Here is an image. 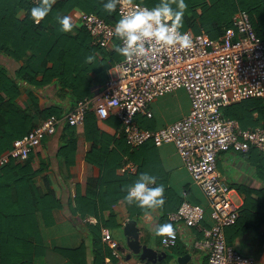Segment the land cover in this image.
I'll return each mask as SVG.
<instances>
[{"label": "built area", "instance_id": "built-area-1", "mask_svg": "<svg viewBox=\"0 0 264 264\" xmlns=\"http://www.w3.org/2000/svg\"><path fill=\"white\" fill-rule=\"evenodd\" d=\"M136 4L139 3L121 0L117 5L119 17ZM79 21L95 47L106 49L116 39L112 34L115 25L94 13H81ZM186 32L193 41L190 49L154 48L146 57H123L112 67L99 95L80 101L61 118L46 119L16 140L0 157V170L10 158L28 160L44 138L55 135L61 125L83 126L91 110L102 121L117 116L131 148L148 142L157 146L172 144L176 148L210 210L212 226L202 228L203 237L192 244L193 249L207 256V264H259L254 256L227 243L226 230L236 224L241 206L234 201V190L218 171V157L231 150L247 153L258 149L264 154V127L243 129L237 120L223 114V109L234 103L264 98V39L257 35L248 12L242 10L234 16L233 26L216 40L204 29L198 34ZM179 89L185 90L190 99L188 115L157 130L139 127L135 121L138 114L151 118V103ZM136 170L134 164L128 163L121 172ZM183 196L181 206L169 214V221L201 228L206 209L192 203L186 192ZM178 240V230L174 228V236L167 242L162 238L161 246L173 248ZM109 246L117 255L118 243L110 242Z\"/></svg>", "mask_w": 264, "mask_h": 264}, {"label": "trees", "instance_id": "trees-1", "mask_svg": "<svg viewBox=\"0 0 264 264\" xmlns=\"http://www.w3.org/2000/svg\"><path fill=\"white\" fill-rule=\"evenodd\" d=\"M132 1L147 7H152L159 2V0ZM104 2L105 0L52 2L48 16L39 24H35L29 14L30 8L35 4L34 0H0V54L22 62L17 78L24 83L41 88L51 84L54 79H59L58 85L63 95L67 97L66 88L73 89L71 96L78 100L75 101L78 104L88 95L75 91V84L65 81V76L69 77L71 74L68 65L72 55H78L82 47V42L77 39L90 38V36L82 26L78 28L74 25L69 33L60 31L56 18L63 15L72 16L75 12L94 13L107 23L115 25L120 18L117 9L112 13L106 12L103 9ZM170 2L175 7L176 0H170ZM185 3L187 8L182 32L189 31L198 34L204 29L213 40H216L224 34L227 28L233 26L234 16L242 10L248 12L257 35L264 39V0H185ZM21 12H25L23 18L19 17ZM73 32L77 34L73 35ZM113 52L114 54L108 59H111V63L115 65L123 57L115 50ZM77 61L75 58L73 64L76 65ZM47 62L52 64L51 68H47ZM0 90L7 93V100L0 96V121L6 123L5 130L8 132L6 136L0 138V157L13 147L16 140L22 139L46 119L52 116L58 118L64 116V108L57 104L44 110H38V116L41 119L39 124L34 122V118L30 117L26 110L15 111L19 90L16 82L9 79L7 71L3 68H0ZM32 102L37 104L39 101L33 98ZM223 114L225 118L237 120L243 129L264 127V98L234 103L223 109ZM95 117H97L96 113L89 111L85 124L90 118ZM135 121L142 129L157 130L154 117L149 118L138 114ZM66 126L75 128L68 124ZM106 138L108 142L103 139L100 146L97 145L99 141L92 138L96 146L88 152L87 159L91 162L94 159L103 172L101 178L98 179L99 189L88 193V198L95 197L96 202L92 206L90 203L86 205L78 203L74 209V213L78 212L84 218L88 216L101 218V214L107 210L111 211V207L120 199L125 201L127 187L136 180L140 173L147 172V162L145 163L146 160L142 159V153H151L159 147L153 142H148L140 148H131L126 142L122 128L118 138ZM75 150L74 143L64 142L59 149V155L66 157L67 153H75ZM228 152L237 154L242 159L241 162L252 164L262 183L258 188L244 187L241 189L245 195V201L240 209V217L236 224L226 230L227 243L235 248V242L245 233L264 229V154L258 149H251L247 153L233 150ZM117 153H120V158L116 161L121 159L123 154L130 162L137 165V170L134 173L117 174L115 171L118 165L115 166L114 171L111 158ZM30 158L31 154L26 161L10 158L9 163L0 170V264H38L46 249V229H51L57 224L55 213L61 209V205L56 200L53 190L45 192L36 184L35 179L44 171L45 166L34 169ZM159 178L157 177V184ZM46 182L50 183L48 178ZM91 186L95 187L94 182ZM182 202L183 199H177V205L169 210V213L167 211L162 213L161 218L169 221V214L175 212ZM194 204L202 205L206 209V217L201 226L210 228L213 222L207 204L203 205L200 201H195ZM126 206L132 220H139L145 215L143 210L134 205L126 203ZM113 217V215L110 216L111 219ZM105 224L104 227L110 226L109 223ZM92 229L93 237H97L101 231L100 226H93ZM159 240L161 242L162 237H159ZM177 245L167 250H175ZM260 248L264 249L263 235L260 236ZM146 264H168V262L166 260L157 263L146 261Z\"/></svg>", "mask_w": 264, "mask_h": 264}, {"label": "crops", "instance_id": "crops-1", "mask_svg": "<svg viewBox=\"0 0 264 264\" xmlns=\"http://www.w3.org/2000/svg\"><path fill=\"white\" fill-rule=\"evenodd\" d=\"M80 14L75 12L71 16L74 25L78 28L81 26ZM24 16L25 12H21L19 15L21 18ZM76 34L77 32H73V35ZM77 40L82 42V47L78 55H72L68 65L71 74L69 77L65 76V81L74 83L75 91L87 94L88 96L84 97L86 99L99 95L110 72H113L114 65L108 57L111 58V55L114 54V46L118 44V40L116 38L106 49L95 47L89 37ZM88 56H93L94 59L86 61ZM75 58L78 60L76 65L73 64ZM46 66L51 68L52 64L47 62ZM21 67L22 62H17L8 55L0 54V68L7 71V76L16 82V87L19 90L15 111L26 110L27 114L34 118V122L39 124L41 122L38 116L39 109L44 110L55 104L61 105L65 110V116L75 108L77 105L75 101L78 100L71 96L74 92L73 89L66 88L67 97H65L58 85L59 79H54L51 84L41 88L24 83L17 78ZM39 79L41 80L42 77L40 76ZM0 96L7 100V93L3 90H0ZM33 98H37L39 102L35 104L32 102ZM190 108L191 103L187 93L185 90L179 89L174 93L159 97L151 103V118L154 117L156 129H160L188 115ZM91 111L94 112V110ZM5 125L6 123L0 121V138L8 133L5 130ZM120 130L121 124L117 116H111L106 121H102L98 117L90 118L87 124L75 128H69L63 124L55 135L45 137L41 145L31 153L30 160L34 169L45 166L44 171L36 177V184L45 192L53 190L56 200L61 205V209L55 213L57 224L51 229H46V249L38 264H146V261H141L135 255L128 259L129 251L122 253L116 249L117 255H115L114 250L109 246L110 242H116L118 245L126 242L124 227L132 219L125 201L120 199L111 207V211H104L101 218L94 216L84 218L82 214L74 213L78 203L83 205L90 203L92 206L97 200L95 197L88 198L89 192L99 189L98 179L101 178L103 172L94 159L92 162L87 159L88 152L96 146L92 138L99 141L97 145L100 146L101 140L105 139L104 141L108 142L106 137L118 138ZM64 142L74 143L76 145L75 153H67L66 157L60 156L59 149ZM119 156L120 153H117L111 157L113 160L112 169L115 171V166L118 165L115 172L121 175L124 164L134 163L130 162L123 154L122 158L116 161L120 158ZM141 157L146 160L145 163L147 162V172L160 177L158 184L164 185L165 188L164 206L136 220L141 232L142 243L161 253L166 252L167 257L162 261L166 260L168 264H179L177 258L184 255L192 256L190 264H207V256L192 248L193 241L203 237V227L175 225L161 218L162 213L165 211L169 213V210L177 205V199H183L185 192L191 202L200 201L203 205L207 204L202 192L185 168L176 148L172 144H165L151 153H142ZM241 161L242 159L234 152L222 153L218 157V167L223 164L228 169V176L225 177L219 173L234 190L233 195H236L239 200V203H236L242 207L245 195L239 187L241 189L244 187L258 188L262 183L256 175V168L250 163ZM135 166L137 167V165ZM46 178L49 179V184H47ZM92 182L95 187L91 186ZM235 185H238L239 192L237 188H234ZM112 215L114 216L113 220L110 218ZM90 218L94 221H89ZM165 222L172 224L173 228L178 230L179 243L175 250L164 249L159 237L155 235V226ZM105 223H109L110 226L104 227ZM97 225L100 226L101 231L97 237H93L92 228ZM262 235L264 236L263 228L258 232L249 231L237 239L234 246L241 253L254 257L258 251L257 253L260 254L258 262L264 264V249L260 248V236Z\"/></svg>", "mask_w": 264, "mask_h": 264}, {"label": "clouds", "instance_id": "clouds-1", "mask_svg": "<svg viewBox=\"0 0 264 264\" xmlns=\"http://www.w3.org/2000/svg\"><path fill=\"white\" fill-rule=\"evenodd\" d=\"M54 0H37L30 8V17L35 24H39L52 8ZM121 0H105L103 9L112 13L117 9ZM187 4L185 0H176L173 7L170 0H159L152 7L133 5L132 10L122 14L115 23L112 34L120 41L114 50L127 60L133 57H146L150 50L155 49H190L192 38L188 32H182L183 19ZM60 31L69 33L74 24L69 15L57 16ZM146 44L150 47H146ZM93 56L86 57L92 61ZM165 188L157 184V177L142 172L136 180L127 187L124 200L129 205H134L149 212L161 208L165 204ZM155 235L162 237L167 242L174 236V228L170 223H160L155 226Z\"/></svg>", "mask_w": 264, "mask_h": 264}, {"label": "water", "instance_id": "water-1", "mask_svg": "<svg viewBox=\"0 0 264 264\" xmlns=\"http://www.w3.org/2000/svg\"><path fill=\"white\" fill-rule=\"evenodd\" d=\"M124 235L126 242L121 243L118 246V250L122 253L129 251L128 259L135 255L141 261H147L150 263H157L167 257L166 252H159L153 247L147 246L142 243L141 232L136 220H130L124 227ZM192 260L191 255H184L177 258L179 264H190Z\"/></svg>", "mask_w": 264, "mask_h": 264}, {"label": "rangeland", "instance_id": "rangeland-1", "mask_svg": "<svg viewBox=\"0 0 264 264\" xmlns=\"http://www.w3.org/2000/svg\"><path fill=\"white\" fill-rule=\"evenodd\" d=\"M186 32V31H185ZM218 171L223 175V176H225V177H227L228 176V169L222 164V165H219V167H218ZM234 188H237V190H238V192H239V189L241 190V187H239V189H238V185H235V187ZM233 199H234V201L235 202H237V203H239V200H238V198H237V196L236 195H233ZM258 252V251H257ZM255 253L256 254V256H255V258L259 261L260 260V254L259 253Z\"/></svg>", "mask_w": 264, "mask_h": 264}]
</instances>
